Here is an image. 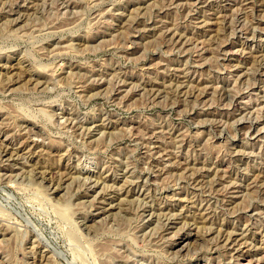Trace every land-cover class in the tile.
<instances>
[{"label":"rangeland","instance_id":"1","mask_svg":"<svg viewBox=\"0 0 264 264\" xmlns=\"http://www.w3.org/2000/svg\"><path fill=\"white\" fill-rule=\"evenodd\" d=\"M0 264H264V0H0Z\"/></svg>","mask_w":264,"mask_h":264}]
</instances>
